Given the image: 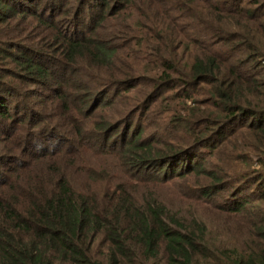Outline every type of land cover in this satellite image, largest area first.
Wrapping results in <instances>:
<instances>
[{
    "label": "trees",
    "instance_id": "trees-1",
    "mask_svg": "<svg viewBox=\"0 0 264 264\" xmlns=\"http://www.w3.org/2000/svg\"><path fill=\"white\" fill-rule=\"evenodd\" d=\"M33 2L49 5L48 13ZM158 2L0 0V19L23 20L32 38H46L5 41L9 54L0 40V60L9 65L0 66V134L13 137L0 161L15 163L8 167L13 176L5 172L11 183L0 196V264H264V0H163L193 21L178 27L168 19L167 28L163 17L154 20L164 13ZM125 8L153 23L151 29L138 21L133 27V56H145L146 48L157 53L143 89L133 88L139 80L131 72L106 67H113L117 47L93 34L113 9ZM61 17H68L71 35L59 27ZM169 37L175 43L166 49L162 42ZM87 61L103 75L94 78L101 84L96 90L109 91L119 104V116L98 121L95 136L110 141L119 152L111 148L108 156L125 166L121 180L99 186L78 183L59 168L62 142L74 159H81L82 148L72 145L69 128L48 125V111L34 107L47 108L54 98L67 103L61 116L85 112L89 102L74 108L66 91L78 78L70 71ZM50 88L54 93L46 98ZM30 96L40 99L29 105ZM159 96L179 108L178 116H169V130V120L159 121L171 136L166 141L141 137L137 118L144 103ZM21 105L44 123L26 130L28 136L27 112L17 113ZM44 131L50 136L41 138ZM35 139L39 148L32 151ZM160 189L191 209H172Z\"/></svg>",
    "mask_w": 264,
    "mask_h": 264
},
{
    "label": "rangeland",
    "instance_id": "rangeland-1",
    "mask_svg": "<svg viewBox=\"0 0 264 264\" xmlns=\"http://www.w3.org/2000/svg\"><path fill=\"white\" fill-rule=\"evenodd\" d=\"M158 2L159 9L162 10V15H158L155 17L154 20H158L159 16L163 17L160 22L162 23V27L167 28L168 27V19L169 21H176V24L178 27L187 25L189 23V26L193 23L192 19L181 16L178 14V11L169 10L166 8V6L163 4V0H160ZM32 5H35L37 10H43V13L46 15L48 13V9H50L49 5H42V2L31 3ZM134 11H132L129 8H125L124 10L119 12V9H113V13L111 15H107L106 18H104L101 23L99 24V27L96 29V33H93L95 37H100L104 39L106 42L109 43V45L116 46L117 47V54L115 55L114 61H113V67L111 64H103L106 65V67L110 70H123L126 73L131 72L133 78L139 82L136 83L135 86H133L134 89H143L142 85V78L143 76H147L151 70L149 69L150 66H153V59H156L157 53L153 51L152 49H145L146 55L142 56L139 55V57L133 56L132 47L134 46L133 38L134 31L137 27L133 28L135 25V22L138 21V26L151 29V25L153 23H144L140 19V17L137 19L134 17L133 14ZM21 15H19L20 17ZM25 16V15H24ZM35 24H39V22L36 19H32ZM68 17H61L58 20V25L60 28H62L67 34L71 35L67 28V21ZM80 20V18H79ZM16 21V20H15ZM13 23L12 20L9 19H0V30H2V27H8L9 29H6L3 34H1L4 38L7 37V39L1 38L0 40L2 44L4 45L5 54H9L10 51L8 50V45L5 43V41H12L13 42H29L30 44H37V40H46L43 36H40V33H37L31 37L27 32V28H25V22L23 20H19ZM153 22V21H152ZM13 24V25H11ZM42 24V25H41ZM40 24V27H46V25H43V23ZM146 25V26H144ZM36 31V30H34ZM39 32V31H38ZM157 36V35H156ZM28 38V39H26ZM24 43V44H25ZM175 40H172L171 37H169L168 40L162 42L163 45L167 48H170L172 45H174ZM10 44V45H11ZM159 46V44L154 45L152 48H155ZM137 48V46L135 45ZM18 49H14L12 47V52H17ZM0 61V66H8L6 61L7 59H4V61ZM105 61V59H103ZM92 63L91 61H87V63H84L83 65L78 66L77 68L74 66V68L70 71L72 76L78 77L77 79H70L68 83V88L66 91L67 98L70 100V106L76 108L75 104H80L81 102H89V105L84 109L85 112H78L74 111L73 114H66L65 116L59 115L62 108H67V103L64 102V100L60 99H48L49 106L47 108H39L37 105V101L40 99V97L36 96H30L27 97V101L29 102V105H35L34 107L38 109V111H48L46 112L45 121L50 126H59L62 129L69 128V131H66L70 136H72L74 140V144H72L74 147H76V150H81V159H74V155H69V151L65 150L67 148V144L62 142V152L60 154L63 158H56L57 164L59 165V168H63L65 172H70V176H72V180H76L78 183H84L87 182L88 184L93 183L96 186H99V183L102 182H110L114 183L118 180H121L122 175H120V169L125 168L122 159L118 157H110L109 152H107L109 149H111L112 152L118 151L116 147H111L110 141L108 142H101L97 139L95 134H97V128L96 123L100 121L101 119H106L109 122L111 120H115L117 116H119V113L116 111V108L119 107V104H116V101L118 98H110L109 91H103V90H96L98 86H101L100 83H95L94 78L96 76H103L101 73H99L98 70H96L94 67L90 66L89 64ZM10 66H13L12 63H8ZM152 73V72H151ZM18 85H23L21 82H16ZM100 84V85H99ZM31 85L30 87H32ZM87 90L85 91L84 89ZM87 91L89 94V97L87 99H84L87 95ZM54 93L53 88L48 89V91L45 90V96L46 98H49ZM165 94V93H163ZM121 95V92L120 94ZM199 98L204 97V93H201L198 95ZM138 97L142 100L143 96L139 93ZM159 101H152L150 103L146 102L144 103V106L141 110V116H137L140 120V126H143V132L141 134V137H144V139H148L146 137L152 135L154 140L162 139V140H168L171 138L169 134H163L162 128L159 126V121L162 120H169V126L166 128V130H169L172 126V121L169 119V116H171L172 112L178 111V106L170 101V99L167 97L165 100H163L162 96L156 97ZM84 99V100H83ZM163 100V101H162ZM112 101V103H111ZM190 104V103H189ZM194 104L191 102V106ZM89 110V111H88ZM12 111V109H11ZM25 112L26 114V127L24 131V136H28L26 133V130L32 129L38 131L44 123L41 121H38L36 116H32L31 113H29L28 110H25L23 106L21 105L19 112H17L19 115L24 116ZM170 112V113H166ZM12 114V112H11ZM50 114V116H49ZM53 114H56L53 116ZM168 114V115H167ZM175 116V114H173ZM144 116V118H143ZM176 116H178V113H176ZM142 118V119H141ZM134 119V118H132ZM1 120V119H0ZM48 120V121H46ZM60 120H63L67 124V126H64L60 124ZM87 120V121H86ZM135 120V119H134ZM90 121V122H89ZM34 122V123H33ZM139 122V121H138ZM82 126L83 132L81 134L77 133V127ZM133 126V123H132ZM136 126V125H135ZM134 126V127H135ZM58 127V128H59ZM181 128V127H180ZM165 129V128H164ZM183 129V128H181ZM61 129H59L60 131ZM4 131V130H3ZM2 131V132H3ZM70 131H73V135H71ZM18 132V131H17ZM0 134V153L7 152L8 147L11 146L9 140L13 139L11 137V134L5 133ZM131 133V134H130ZM169 133V132H168ZM19 134V133H18ZM129 136L131 137L135 135V132L132 130L128 132ZM41 138H47L50 136L49 132L44 131L42 134H39ZM65 136V135H64ZM66 137V136H65ZM36 141L38 139H35L34 141L30 142V149L33 151H37L39 148V145H36ZM76 142V143H75ZM39 144V143H37ZM13 145V144H12ZM14 146V145H13ZM86 148H84V147ZM119 152V151H118ZM67 153V155H65ZM79 154V153H78ZM104 156L107 160L102 159ZM26 158V157H25ZM115 160V161H112ZM215 159V158H213ZM216 160V159H215ZM0 171L4 173V176H0V179L5 181L0 183V196L5 195V190H7V184L11 183L10 176H7L6 173L11 176H13L10 169H8L9 166H14L15 163H9V161H0ZM4 162H7L4 163ZM119 164V166H118ZM22 170V169H21ZM6 172V173H5ZM21 177V173H19V176H16L17 179ZM12 188L15 187L14 184H10ZM138 185L134 184V188ZM139 190V188H136ZM162 191V195L166 198V200L169 203V206L173 208H186L191 209L188 206V201H177L176 197L174 198L170 193H167L168 191ZM165 194V195H164ZM176 199V200H175Z\"/></svg>",
    "mask_w": 264,
    "mask_h": 264
}]
</instances>
